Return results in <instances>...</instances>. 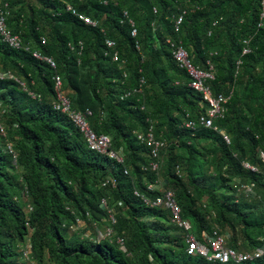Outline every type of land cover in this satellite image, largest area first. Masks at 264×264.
I'll use <instances>...</instances> for the list:
<instances>
[{"label":"trees","instance_id":"16d2710c","mask_svg":"<svg viewBox=\"0 0 264 264\" xmlns=\"http://www.w3.org/2000/svg\"><path fill=\"white\" fill-rule=\"evenodd\" d=\"M0 4H8L9 29L24 44L12 49L0 36V72L19 80H0V264H25L22 251L29 237L38 264H221L187 254L183 231L170 212L146 204L162 194L160 187L149 191L150 184L175 193L183 219L200 240L218 229L230 235L228 246L237 250L246 246L251 252L264 244L261 0ZM69 6L97 26L81 22ZM109 39L119 63L107 55ZM168 40L184 47L199 69L213 66L209 85L216 95L230 97L225 117L214 122L218 130L185 126L206 114L207 105L190 87L191 76L176 62ZM246 48L250 52L244 54ZM34 52L52 58L56 67ZM56 76L72 108L92 112L90 126L111 138L123 164L90 150L81 131L55 110ZM148 119L167 143L157 172L150 150L135 134L148 129ZM106 180L110 184L104 187ZM238 183L252 186L256 196L240 194ZM103 199L114 211L115 236L125 239L127 252L115 239L68 236L78 218L93 228L106 222L107 228ZM244 264H264V257Z\"/></svg>","mask_w":264,"mask_h":264},{"label":"built area","instance_id":"2783aa9c","mask_svg":"<svg viewBox=\"0 0 264 264\" xmlns=\"http://www.w3.org/2000/svg\"><path fill=\"white\" fill-rule=\"evenodd\" d=\"M68 9L76 16L81 22L88 26L96 27L97 22L89 16H86L80 13L78 10L69 6ZM261 15L260 21L258 23L259 28L264 29V0H261ZM8 11V4L2 6L0 4V36L4 43H6L10 48L21 50L24 48V44L22 38L14 34L8 26L7 19L9 16ZM127 16V13H126ZM183 21L182 17H179L176 21V31H179V26ZM133 27L135 26L132 23ZM133 36H137V30L135 29L132 33ZM45 44L46 41L43 40ZM108 46L107 55L113 58L114 62H120V55L116 50V44L112 40L106 41ZM248 43V42H246ZM168 44L172 47L173 56L183 70H186L187 73L191 76V83L190 87L202 95L203 97V104L207 105L206 114L200 116L199 119L195 121H188L185 123V126L191 130H196L199 126L206 127V128H218L214 127V122L217 119H223L227 112V104L230 97H225L222 94L216 95L209 85V82L214 80V74L212 73L213 66L210 65V70L204 71L199 69L191 60L187 50L182 46H177L172 41L168 40ZM26 50H29L27 47ZM250 52V49H244V54ZM34 57L48 62L53 68L56 67L54 61L50 57H45L39 52L33 53ZM210 64V63H209ZM4 79H13L19 82V80L12 75L11 73H2L0 72V80ZM56 90L58 92V99L55 103V110L66 115L74 125L81 131L84 135L88 147L90 150L97 152L98 154L104 155L109 157L110 159H116L120 163H124V157L122 154L115 152L112 149V140L109 136L106 135H98L92 129L89 122V117L92 115V112L88 109L85 111H78L74 110L71 106V102L68 98H66L60 91L62 86V80L59 76H56ZM144 80H142V84H144ZM136 93L142 94V89L136 90ZM129 93L127 96H130ZM1 109V107H0ZM148 122V129L145 132H136V136L138 140L144 144L151 152L153 162L151 164V169L154 172H157L161 166V154L164 149L167 147V143L164 139L158 138L156 136L155 130L156 126L151 119L147 120ZM1 132L4 133V129L0 127ZM223 136L224 140L227 144H230L229 136L224 133L220 132ZM8 150L11 154H13L14 161H17V155L14 152L12 145L8 146ZM244 166L257 172V169L250 166L249 164H244ZM177 173H180L178 169ZM125 174H128V171H125ZM110 184V180H106L103 183V186H108ZM162 185V184H161ZM160 184H150L148 186L149 191H154L155 189H161V196L156 197L154 200H145L146 204L150 207H160L168 210L171 214L172 223L183 231V237L188 245L187 247V254L189 256L199 257L204 259L207 262H214V263H221V264H244L248 262H253L258 259L264 257V244L251 252H244L242 250H237L228 246V240L230 235L228 233H222L220 230H214L212 233H205L202 236V240H200L197 235L193 232L192 226L188 220H184L182 217V209L176 199L175 193L170 190H166ZM238 192L242 195H245L247 198H253L256 196L253 187L247 184L238 183ZM139 195L138 193H136ZM28 197V196H27ZM102 207L108 213V219L106 220L108 223L107 228L105 229L104 233H102L98 228L97 224L94 226L96 232V236L91 233H87L84 235L83 239H89L92 241H101V240H108L114 241L116 240L119 247L124 251L127 252L126 242L125 239L122 237L115 236L114 226L116 225L117 221L114 215V211L108 207V202L106 199H103ZM121 205V204H120ZM28 211L32 212L33 207L28 204L27 206ZM87 217L90 218V215L87 214ZM90 220V219H89ZM29 221V220H28ZM82 220L77 219L76 224H73L69 227L70 230L76 231L78 228L82 226ZM29 228L30 224L27 223ZM32 233V229H30ZM23 261L27 264H32V245L31 239L28 238L26 245L23 249Z\"/></svg>","mask_w":264,"mask_h":264},{"label":"rangeland","instance_id":"374dc122","mask_svg":"<svg viewBox=\"0 0 264 264\" xmlns=\"http://www.w3.org/2000/svg\"><path fill=\"white\" fill-rule=\"evenodd\" d=\"M0 115L2 116L1 113H0ZM222 132H224V131H222ZM224 133H226V132H224ZM163 162H164V160H162L161 167L164 166ZM82 222H83L82 226L80 228H78V230H76V231L69 230L68 236H72L74 234H79L80 237H84L85 234H87V233L93 234L96 231L95 228H93L92 225L90 224V222H88L87 220L86 221L82 220ZM97 228L102 233H104V231H105L104 229H106V222L98 223ZM241 250L244 251V252H249L250 251L249 248H247L246 246H242ZM25 264H27V263H25ZM29 264H31V263H29ZM32 264H38V263H36V261L34 260V261H32Z\"/></svg>","mask_w":264,"mask_h":264}]
</instances>
